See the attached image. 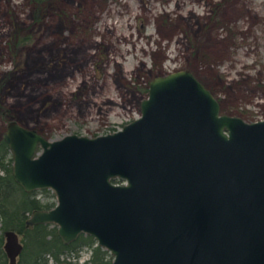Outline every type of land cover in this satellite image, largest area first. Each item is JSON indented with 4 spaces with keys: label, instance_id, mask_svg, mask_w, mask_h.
<instances>
[{
    "label": "water",
    "instance_id": "water-1",
    "mask_svg": "<svg viewBox=\"0 0 264 264\" xmlns=\"http://www.w3.org/2000/svg\"><path fill=\"white\" fill-rule=\"evenodd\" d=\"M2 138L14 180L56 195L29 227L89 234L110 264H264V118L221 112L188 69L153 77L139 116L112 132L50 139L10 121ZM22 246L4 231L7 264Z\"/></svg>",
    "mask_w": 264,
    "mask_h": 264
},
{
    "label": "rangeland",
    "instance_id": "rangeland-1",
    "mask_svg": "<svg viewBox=\"0 0 264 264\" xmlns=\"http://www.w3.org/2000/svg\"><path fill=\"white\" fill-rule=\"evenodd\" d=\"M0 19V138L10 121L50 139L120 129L177 69L221 112L264 118V0H0Z\"/></svg>",
    "mask_w": 264,
    "mask_h": 264
},
{
    "label": "trees",
    "instance_id": "trees-1",
    "mask_svg": "<svg viewBox=\"0 0 264 264\" xmlns=\"http://www.w3.org/2000/svg\"><path fill=\"white\" fill-rule=\"evenodd\" d=\"M7 153L9 154V147L4 139L1 138L0 264H7L8 262L3 248L4 231L7 229H12L21 234L20 240L23 246L16 264H110L111 257L109 252L98 245L96 240L89 234L80 233L71 242L64 243L57 233L55 224L50 225L48 222L37 223L32 227L26 224L28 212L34 209L50 208L54 203L53 201L41 202L35 195V190L25 191L14 180L11 165L12 157L6 158ZM83 246L90 247L91 254L87 260L80 263L78 261V251ZM69 255H72V258Z\"/></svg>",
    "mask_w": 264,
    "mask_h": 264
},
{
    "label": "flooded vegetation",
    "instance_id": "flooded-vegetation-1",
    "mask_svg": "<svg viewBox=\"0 0 264 264\" xmlns=\"http://www.w3.org/2000/svg\"><path fill=\"white\" fill-rule=\"evenodd\" d=\"M1 138H2V137H1ZM1 138H0V139H1ZM1 172H2V170L0 169V174H2Z\"/></svg>",
    "mask_w": 264,
    "mask_h": 264
},
{
    "label": "bare ground",
    "instance_id": "bare-ground-1",
    "mask_svg": "<svg viewBox=\"0 0 264 264\" xmlns=\"http://www.w3.org/2000/svg\"><path fill=\"white\" fill-rule=\"evenodd\" d=\"M1 20V19H0ZM3 30V29H2Z\"/></svg>",
    "mask_w": 264,
    "mask_h": 264
}]
</instances>
